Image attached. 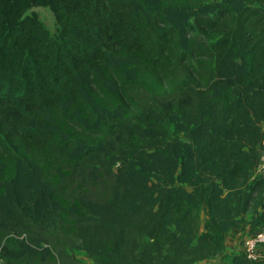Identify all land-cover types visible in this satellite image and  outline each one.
Returning a JSON list of instances; mask_svg holds the SVG:
<instances>
[{
  "label": "trees",
  "instance_id": "1",
  "mask_svg": "<svg viewBox=\"0 0 264 264\" xmlns=\"http://www.w3.org/2000/svg\"><path fill=\"white\" fill-rule=\"evenodd\" d=\"M263 164L264 0H0V264L212 259Z\"/></svg>",
  "mask_w": 264,
  "mask_h": 264
},
{
  "label": "crops",
  "instance_id": "2",
  "mask_svg": "<svg viewBox=\"0 0 264 264\" xmlns=\"http://www.w3.org/2000/svg\"><path fill=\"white\" fill-rule=\"evenodd\" d=\"M247 235H249L248 229L243 226L234 229L226 235L225 248L220 254L212 259L198 261L195 264H225L230 262L234 254L242 251V239ZM259 251L264 252V247H260Z\"/></svg>",
  "mask_w": 264,
  "mask_h": 264
},
{
  "label": "rangeland",
  "instance_id": "3",
  "mask_svg": "<svg viewBox=\"0 0 264 264\" xmlns=\"http://www.w3.org/2000/svg\"><path fill=\"white\" fill-rule=\"evenodd\" d=\"M26 15L37 18L47 30L48 34L56 38L58 35V23L53 10L47 6H31L26 12ZM263 166V165H262ZM74 255L80 259L84 264H98L90 259L84 252L74 251Z\"/></svg>",
  "mask_w": 264,
  "mask_h": 264
},
{
  "label": "built area",
  "instance_id": "4",
  "mask_svg": "<svg viewBox=\"0 0 264 264\" xmlns=\"http://www.w3.org/2000/svg\"><path fill=\"white\" fill-rule=\"evenodd\" d=\"M264 173V164L262 166ZM264 246V228L254 235H247L242 239V251L250 263L258 261L262 256L260 247Z\"/></svg>",
  "mask_w": 264,
  "mask_h": 264
}]
</instances>
